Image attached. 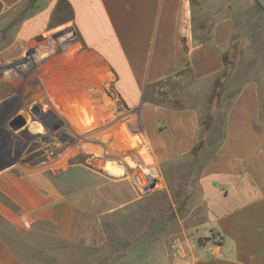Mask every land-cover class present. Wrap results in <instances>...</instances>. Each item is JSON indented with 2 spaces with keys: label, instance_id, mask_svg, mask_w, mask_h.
<instances>
[{
  "label": "crops",
  "instance_id": "crops-1",
  "mask_svg": "<svg viewBox=\"0 0 264 264\" xmlns=\"http://www.w3.org/2000/svg\"><path fill=\"white\" fill-rule=\"evenodd\" d=\"M29 1L0 0V5L15 9ZM257 1L264 7V0ZM217 5V0H45L13 29H0V68H11L7 65L30 47L42 46L34 72L0 75V107L18 84L24 87L20 102L50 100L69 120L91 119L90 129L141 128L137 145L114 139L103 145L110 156L105 160L90 156L58 172L26 166L0 172V264H98L91 248L105 241L103 219L148 195L125 152L159 188L164 166L191 155L201 136V107L156 100L162 93L168 97L169 83L186 74L207 86L225 68L235 19L211 9ZM203 6L215 22L207 42L195 36ZM54 29L64 32L55 35ZM33 84L28 98L26 87ZM117 101L132 114L126 122L109 123ZM213 116L224 136L197 178L204 242L193 243L189 252L133 258L132 264H264V119L258 83L245 82L224 113ZM0 129L12 132L4 124Z\"/></svg>",
  "mask_w": 264,
  "mask_h": 264
},
{
  "label": "rangeland",
  "instance_id": "rangeland-1",
  "mask_svg": "<svg viewBox=\"0 0 264 264\" xmlns=\"http://www.w3.org/2000/svg\"><path fill=\"white\" fill-rule=\"evenodd\" d=\"M42 1L45 0H30L15 9H3L0 5V29H13L25 16L39 10ZM217 1L218 5L211 9H218L221 16L232 14L235 19L233 42L225 54V68L207 86L197 85L189 74L171 81L168 99L178 106L195 104L201 107L204 118L214 113L222 115L241 86L255 80L261 97V119H264V14L256 10L255 0ZM199 11L195 34L197 37H210L215 22L209 19L213 18V14L209 7H199ZM53 31L55 35L64 32ZM38 40L44 41L42 37ZM40 47L39 43L37 48L30 47L26 51V62H14L11 68L1 67L0 75L25 77L34 72L33 62ZM36 86L26 87L28 98ZM39 88L47 93L45 86L40 85ZM23 89L18 84L14 85L12 98L0 107V125L4 124L15 133L10 143L4 145L8 137L0 129V172L25 166L58 172L68 164L89 161L90 156L104 160L109 158L103 145L112 139L118 144L123 142L125 146L128 142L137 145L135 140L141 129L137 126H125L118 133H111L110 124L90 129L91 119H86L87 123L83 118L69 120L59 114L50 100L43 103L20 102L24 99ZM17 112H22L27 118L31 137L20 134L23 130L15 132L9 125L11 116ZM113 113L115 117L109 123L126 122L132 114L119 101ZM217 136L216 132L213 143L204 146L199 153L165 165L166 176H163L165 180L162 179L161 188L158 183L154 188H148L147 169L139 166L130 152H125V161L136 170V177L141 181L140 188L148 195L103 219L105 241L101 246L96 242L91 248L98 264H132L133 258L139 261L145 257H166L169 253L189 252L193 243L204 242V238L199 237V223L204 216L197 178L203 166L213 157Z\"/></svg>",
  "mask_w": 264,
  "mask_h": 264
},
{
  "label": "trees",
  "instance_id": "trees-1",
  "mask_svg": "<svg viewBox=\"0 0 264 264\" xmlns=\"http://www.w3.org/2000/svg\"><path fill=\"white\" fill-rule=\"evenodd\" d=\"M256 2V10L258 12H260V14H264V7L257 1ZM196 36V34H195ZM196 38L199 40V42H207L211 39L210 37H197ZM224 61H225V56H224ZM225 66H226V61H225ZM160 99H157L156 102L162 103V104H169V105H173V106H178L177 104H171L170 103V99H168L167 97V93H162ZM180 107V106H178ZM201 136L199 139V142L195 145V147L193 148L191 154H197L199 153V151L206 146L207 144H211L214 141V134L217 132L218 136L216 138V147L214 149V153H213V157L209 160H213L217 151L218 146L220 145V143L223 140V126L222 124H218V122L215 120V117L211 114L207 115L206 118L201 117Z\"/></svg>",
  "mask_w": 264,
  "mask_h": 264
},
{
  "label": "water",
  "instance_id": "water-1",
  "mask_svg": "<svg viewBox=\"0 0 264 264\" xmlns=\"http://www.w3.org/2000/svg\"><path fill=\"white\" fill-rule=\"evenodd\" d=\"M27 58H21L18 59L17 61H15V63L21 64L23 62H26ZM14 64H9L7 66H13ZM27 118L22 114L19 113L18 115H16L14 118H12L9 122V125L11 126V128H13L14 130L18 131V130H26L27 129ZM157 182L155 180H152L150 182V184L148 185V188H154L156 186ZM91 264H97V263H91Z\"/></svg>",
  "mask_w": 264,
  "mask_h": 264
},
{
  "label": "flooded vegetation",
  "instance_id": "flooded-vegetation-1",
  "mask_svg": "<svg viewBox=\"0 0 264 264\" xmlns=\"http://www.w3.org/2000/svg\"><path fill=\"white\" fill-rule=\"evenodd\" d=\"M12 129H13V128H12ZM13 130H14V129H13ZM14 131L16 132V130H14ZM2 132L6 133V135H7V137H8V141L6 140V141L3 142L4 145H6L7 143H10L9 140H11L12 137H15V135L13 134V132H5V131H2ZM20 134L25 135V136H27V137H31V136H30L31 133L29 132V129H28V128H27L26 130L21 131ZM40 137H41V136H40ZM42 137H43V136H42ZM34 138H35V137H34Z\"/></svg>",
  "mask_w": 264,
  "mask_h": 264
},
{
  "label": "built area",
  "instance_id": "built-area-1",
  "mask_svg": "<svg viewBox=\"0 0 264 264\" xmlns=\"http://www.w3.org/2000/svg\"><path fill=\"white\" fill-rule=\"evenodd\" d=\"M216 241H217V242H220V237L217 236V237H216Z\"/></svg>",
  "mask_w": 264,
  "mask_h": 264
}]
</instances>
